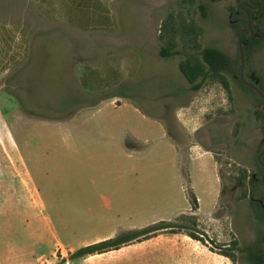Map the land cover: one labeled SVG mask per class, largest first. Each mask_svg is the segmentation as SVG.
I'll use <instances>...</instances> for the list:
<instances>
[{"label": "rangeland", "instance_id": "rangeland-1", "mask_svg": "<svg viewBox=\"0 0 264 264\" xmlns=\"http://www.w3.org/2000/svg\"><path fill=\"white\" fill-rule=\"evenodd\" d=\"M257 1L262 7L252 13L249 32L254 41L242 42V81L238 33L249 30L248 17L240 12L248 0H0V88L16 99L4 102L31 116L57 120L70 118L84 104L130 100L162 118L181 145H202L212 152L222 181L214 211L216 196L206 187L210 174L188 161L185 172L195 186L189 193L200 198L203 223L187 216L174 225L188 227L210 251L233 256L214 264H251L249 249L264 248V217L258 218L260 204L251 200L264 201V185L252 180L264 178V157L259 159L264 98L249 86L255 85V76L264 95V0ZM190 22L200 35L179 39L181 55L161 58L170 29ZM208 47L237 64L229 76L231 95L214 80L193 91L180 72L182 60ZM6 154L0 145V155ZM185 185L179 180L177 205L190 209ZM17 196L20 208L25 194ZM40 252L49 254V249ZM63 261L58 255L56 264Z\"/></svg>", "mask_w": 264, "mask_h": 264}, {"label": "crops", "instance_id": "crops-1", "mask_svg": "<svg viewBox=\"0 0 264 264\" xmlns=\"http://www.w3.org/2000/svg\"><path fill=\"white\" fill-rule=\"evenodd\" d=\"M9 95L0 88V145L7 153L0 155V264H56L58 255L64 264H214L227 258L182 232L71 260L67 255L123 231L187 216L203 223L199 197L197 210L191 203L178 207L179 180L188 193L195 190L185 168L196 161L210 174L206 187L216 196L215 211L219 163L202 145H181L162 118L134 101L84 104L70 118L55 120L8 106L4 98L15 99ZM19 193L25 194L20 208ZM43 247L49 254L40 252Z\"/></svg>", "mask_w": 264, "mask_h": 264}, {"label": "trees", "instance_id": "trees-1", "mask_svg": "<svg viewBox=\"0 0 264 264\" xmlns=\"http://www.w3.org/2000/svg\"><path fill=\"white\" fill-rule=\"evenodd\" d=\"M209 2L218 3L224 0H208ZM201 9L206 13V8L201 6ZM174 19L173 15L170 17V21L172 22ZM173 26V25H172ZM196 27L194 22L190 23H181L180 29L176 28L175 25L170 29L169 38L166 46H163L159 52L161 58H173L175 56L181 55L178 50L179 47V39L183 42H186L188 38L193 34L194 38L200 35L202 32ZM254 41V38H251L247 34H242V42L246 44H250ZM237 68L236 62L225 54L223 51L217 48H204L201 51L198 49V52L189 54L184 60H182L179 64V69L181 74L187 80V82L191 85L193 91H199L202 89L204 84L209 80L218 81L224 89L227 91L229 95H231V87L229 83V76L235 74ZM132 147L131 144H129ZM253 182L257 186L258 184H262L260 179L252 177ZM240 185H243L240 182ZM189 198L192 204V209H198V199L192 193H189ZM260 213L262 215H258V218L264 217V209L259 206ZM175 223L171 222H160L155 225H151L147 228L140 230H131V231H123L119 233L116 237L101 241L98 243H94L85 247L78 249L76 252L71 254V260L80 259L87 256L107 253L114 250H119L127 245L142 242L148 240L150 238L156 237L161 233H182L184 232L192 239L201 242L206 245L205 240L193 232H188V227L181 226L177 227L174 225ZM196 225V221H194ZM176 228L179 230L177 231ZM235 245V244H234ZM227 258L233 259V256L226 252L219 253ZM248 260L251 264H264V249H249L248 251ZM66 260L63 261L65 263Z\"/></svg>", "mask_w": 264, "mask_h": 264}, {"label": "flooded vegetation", "instance_id": "flooded-vegetation-1", "mask_svg": "<svg viewBox=\"0 0 264 264\" xmlns=\"http://www.w3.org/2000/svg\"><path fill=\"white\" fill-rule=\"evenodd\" d=\"M261 3L258 2L257 0H248L247 3H243L240 7V12L244 13L247 17H248V20H249V23H248V31H245V30H241V32H243L242 34H247L251 37V34L249 32H253L252 30V27L250 25L251 23V20H252V13H257L261 10ZM252 38V37H251ZM242 76V75H241ZM254 79H255V85H249L251 88H253L254 90L257 89V85H259V80L254 76ZM242 81H244V78L242 79ZM264 153V152H263ZM262 153V154H263ZM261 157H264V155H262ZM261 165L264 166L263 163H260ZM254 178L256 179H259L258 177L254 176ZM262 181V185H264V178L261 180ZM252 202H256L258 204H260V206L262 208H264V201H260V200H255L253 198H251ZM259 247V243L256 245V248ZM261 249H264V248H260ZM256 250H259V249H256Z\"/></svg>", "mask_w": 264, "mask_h": 264}, {"label": "water", "instance_id": "water-1", "mask_svg": "<svg viewBox=\"0 0 264 264\" xmlns=\"http://www.w3.org/2000/svg\"><path fill=\"white\" fill-rule=\"evenodd\" d=\"M238 35H239V46H240L241 55H242V79H243L245 60H244V54H243V45H242L241 33L239 32ZM256 91L259 92L264 98V95L259 90L256 89ZM263 108H264V102L259 106V113H260V115H261V117L263 119L262 131L264 133V113H263ZM262 155H264V153L260 155L259 159L261 158Z\"/></svg>", "mask_w": 264, "mask_h": 264}]
</instances>
